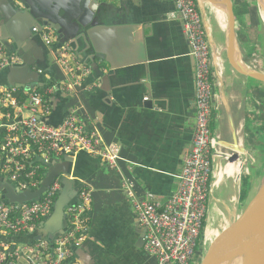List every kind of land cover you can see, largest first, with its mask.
I'll return each mask as SVG.
<instances>
[{
	"label": "crops",
	"instance_id": "0c3cea01",
	"mask_svg": "<svg viewBox=\"0 0 264 264\" xmlns=\"http://www.w3.org/2000/svg\"><path fill=\"white\" fill-rule=\"evenodd\" d=\"M98 1L100 4L115 2ZM197 6L206 38L213 43L209 44L214 72L211 132L224 150L228 151L225 147H231L236 142L247 151L241 156L245 166L240 167L239 162L229 163L222 159L220 153L223 149H216L207 203L208 228L216 220L229 223L236 219L252 198L250 185L258 171L251 170V159L255 155L251 140L257 134L254 133L258 129L255 113L259 110L229 64L219 63L216 56L224 53L226 43L225 32L220 24V9L200 0H197ZM173 10L174 0H130L129 8L125 11L120 9V12L122 17L131 14L137 28L131 30L130 34L123 27L114 26L99 32L98 37L105 53L110 54L114 70L108 76V93L94 89L97 83L87 79L89 67L75 55L89 70L85 79L87 88H83L77 97L88 114L82 120L88 130L95 129L98 132L104 143L118 144L123 158L116 165L109 166L100 158L85 152L71 156L72 168L65 175L70 181L67 193L72 194V198L74 194H79L83 186L93 189L92 205L87 212L89 229L86 238L71 245L76 264H155V259L147 255L143 247H134L137 236H134L133 226L137 218L122 183L125 180L133 181L137 197L145 198L147 193H151L153 201L164 203L174 192L184 158L191 149L195 64L189 54L180 20L171 17ZM1 16L4 17L3 12ZM8 23L12 31L8 29ZM32 27L11 17L0 25V36L3 30L9 35L8 52L18 53L9 49L12 48V42H17L23 45L21 48L25 54L23 57L18 53L21 64L0 73V86L10 87L29 81V75H24L20 68L27 61L26 66L37 74L34 76L37 79L35 86L53 80L57 87L62 88L64 76L55 57L41 39L40 31L33 32ZM51 70L52 73H47ZM110 70L108 66L106 72ZM61 88V97L66 98V101L60 122L74 103L71 94ZM56 92L51 97L50 113L45 117L52 112ZM145 96L149 97L151 106L144 104L148 102H143ZM77 156L78 170L73 174ZM47 162L43 171L52 169L51 163ZM245 175H249L247 195L242 190ZM61 184L64 189V183ZM39 223L30 232L12 235L7 241L13 248L23 249L34 244L37 236L46 239L43 236L46 229L41 228Z\"/></svg>",
	"mask_w": 264,
	"mask_h": 264
},
{
	"label": "built area",
	"instance_id": "2783aa9c",
	"mask_svg": "<svg viewBox=\"0 0 264 264\" xmlns=\"http://www.w3.org/2000/svg\"><path fill=\"white\" fill-rule=\"evenodd\" d=\"M171 17L180 20L195 64L191 149L184 158L176 188L164 203L153 201L151 193L145 198L137 197L133 181H123L122 188L129 197L139 226L144 229L143 250L155 259V264H196L197 251L206 246L205 219L213 159L216 149L226 150L210 127L213 56L197 0H174ZM32 31L38 32V29L32 27ZM40 34L64 76L60 88L71 94L74 103L62 121L53 126L40 118L50 113L51 97L57 88L55 82L29 89L0 86V176L12 179L20 190L36 188L41 183L37 180L44 167L39 162L41 157L46 163L54 157L85 152L109 166L123 160L118 144L104 143L98 132L88 130L82 120L88 114L77 97L87 88L88 68L77 60L68 43H59L53 29L44 27ZM21 62L18 54L8 52L0 42V73ZM60 188L57 178L38 199L20 204L3 203L0 193V264H23V261L24 264H76L71 245L82 242L89 229L87 212L93 201V189L89 186H83L77 203L66 209L68 229L53 242L39 239L18 249L4 240L11 234L30 232L49 216Z\"/></svg>",
	"mask_w": 264,
	"mask_h": 264
},
{
	"label": "water",
	"instance_id": "95a60500",
	"mask_svg": "<svg viewBox=\"0 0 264 264\" xmlns=\"http://www.w3.org/2000/svg\"><path fill=\"white\" fill-rule=\"evenodd\" d=\"M200 1L208 2L220 9V24L224 29L226 37L223 51L226 54L229 66L243 83L254 101L260 105H264V92L254 83L255 72L246 61V47L238 13L239 9H247L254 12L257 17L260 15L262 20L259 1ZM129 5L130 0H115L111 4H100L98 0H0V16L1 12L4 13V17L1 16L0 25L8 17H11L20 21L21 24H27V26L31 24L38 31H41L44 27L53 29L58 34L59 43H68L77 58L89 67L90 75L87 79H89V82L97 83L94 89L104 90L108 93L110 86L108 76L114 70L111 67L110 54L105 53L98 35L100 31L111 28L110 26L123 27L129 34L131 30L134 31L137 28L135 27L137 24L131 17L132 15L129 14L127 17H122L123 15L121 16L120 12V9L125 11L129 8ZM7 27L12 31L9 23ZM2 36L6 39L9 38L5 30H3ZM2 42L6 47L9 46L6 42ZM209 44H213L211 40ZM11 45L12 48H9L10 50L13 49L18 53L20 52L23 57L25 56L22 51L23 45H19L17 42H12ZM216 56L219 57V54ZM25 64L28 65V62L26 61ZM26 65L20 68H22L24 75H29V81L15 83L14 86L18 88L29 89L36 85L35 80L37 79H34V76L37 74L30 71L29 66ZM108 66L112 71L106 72ZM56 91L51 114L45 118H40L42 122L53 126H56L60 122L62 108L66 101V98L61 97L60 87H57ZM145 97L147 100L144 101L143 99V102L149 100L148 96ZM144 104L151 106L150 101ZM229 148H231L230 151L223 152L224 154L221 155V158L229 163L239 162L240 167H244V163L241 162V156L247 153L245 148L239 147L236 142H233ZM71 156L67 154L61 156L59 159L51 158L48 160L47 163H51L52 169H49L48 175L42 179L36 188L20 190L12 179L2 176L0 181L5 183L0 185L1 201L3 203L20 204L38 199L53 180L57 178L61 180L62 177L68 174L69 169L71 170L72 168ZM78 160L79 156L75 158L72 169L73 174L78 170ZM59 197L64 201H59ZM77 201L78 194H74V197L71 199H65L58 194L53 205L52 214L45 217L39 223V226L43 229L49 228V225L56 227L53 231L45 230L44 232L50 233L47 235L43 234L44 237L48 236L49 240L53 242L59 235L67 231L68 224L65 211L69 206L77 203ZM133 233L137 235L134 247L141 249L144 244V229L139 226L138 221L134 223ZM40 238L41 236H37L36 240ZM245 238H247V241L245 240L244 242L245 247L243 251H240L239 260L236 259L233 264H264V177L256 193L243 211L236 219L227 223V226L217 233L207 244V248L198 264H225V254L232 251L231 247L234 243L244 241ZM93 260L94 262L97 261L95 257Z\"/></svg>",
	"mask_w": 264,
	"mask_h": 264
},
{
	"label": "rangeland",
	"instance_id": "374dc122",
	"mask_svg": "<svg viewBox=\"0 0 264 264\" xmlns=\"http://www.w3.org/2000/svg\"><path fill=\"white\" fill-rule=\"evenodd\" d=\"M246 21L249 23V20H248V16L246 17ZM257 23H258V27H259V30H260V42L262 43V46H260V51H261V53H259L258 54V52L256 51V50H249V57L247 58V64L249 65V67L252 69V70H254V72H256V73H258V74H260V75H262V76H264V25H263V22H262V20H261V18H260V15H258V17H257ZM242 28V27H241ZM28 30V29H27ZM242 30H243V32H244V29L242 28ZM58 35V34H57ZM0 40L1 41H4V42H6L7 43V39L6 38H4V36H0ZM64 44V43H63ZM222 54V53H221ZM218 59H219V63H222V64H229L228 63V61H227V57H226V54H225V52L220 56L219 55V57H218ZM47 73H52V70H51V72H47ZM9 77V73H8V75H7V78ZM10 82V85H12V83L13 82H11V80L9 81ZM254 83H256V82H254ZM256 85H257V83H256ZM257 87H261V85L260 86H258L257 85ZM260 89H263V87H261ZM264 90V89H263ZM262 114H264V110L262 109ZM255 115H256V117H259L260 115H261V113L260 112H257V114L255 113ZM249 117H250V119H252V116H250L249 115ZM257 129V128H256ZM251 133H252V131H251ZM254 133H259V131H257V130H255L254 131ZM256 155H254L253 157H252V161H251V163L253 164L252 165V169L251 170H256V171H258V174L257 175H255L256 176V178L252 181V183H251V185H250V191H249V189H248V185H247V183L249 182V175H245V178H244V182H245V184H244V182H243V188H242V190L243 191H246V195L248 194V191H249V193H250V197H253L254 196V194L256 193V191H257V189H258V187L260 186V183H261V180H262V178L264 177V156H263V158H261V157H259V156H256ZM255 158V159H254ZM40 163L41 164H43L44 165V163H45V161H44V158L43 157H41V160H40ZM48 175V169L46 170H44V177H46ZM60 182L61 183H64V189H62L61 190V192H59V195L60 196H62L63 198H65V199H70L71 198V195L72 194H68L67 193V190H68V188L70 187V181H68L67 180V178L66 177H62L61 178V180H60ZM5 182H1L0 181V185H3ZM249 196V195H248ZM247 196V197H248ZM249 197V198H250ZM58 200L59 201H61V202H63L64 200L62 199V198H58ZM248 200V199H247ZM250 201V200H249ZM55 202V201H54ZM51 214H52V212H51ZM50 214V215H51ZM225 226H227V223H224L223 221H219V220H216L214 223H213V225H210V226H208V228H207V232H210V234H209V236H208V238L206 237L205 239H206V246H207V244L213 239V237L217 234V233H219ZM56 229V227L53 225V226H50L49 225V228H46V230H51V231H53V230H55ZM44 234H48V233H50V232H43ZM46 239H49V237L48 236H46L45 237ZM212 238V239H211ZM204 247V249H202L201 251H197V253L199 254L196 258H198L199 260H200V258L203 256V254H204V251H205V249L207 248V247ZM139 252V251H138ZM199 260H198V262L197 263H199ZM196 263V264H197Z\"/></svg>",
	"mask_w": 264,
	"mask_h": 264
},
{
	"label": "trees",
	"instance_id": "16d2710c",
	"mask_svg": "<svg viewBox=\"0 0 264 264\" xmlns=\"http://www.w3.org/2000/svg\"><path fill=\"white\" fill-rule=\"evenodd\" d=\"M238 13H239L240 21L242 24V28L244 29L243 35L245 38L246 57L247 58L249 57V50L251 48H252L251 49L252 51L257 49L256 51L258 52V54L261 53L260 46H262V43L259 40L261 32L259 30V27H258L259 25L257 23V15H255L254 12H251L247 9H239ZM247 16H248L249 23L246 21ZM52 81L53 80H50L48 82L51 83ZM255 82L258 85L263 86V89H264L263 82H260V81H255ZM254 104L258 107V110L261 113V115L257 117V120H256V124L258 127V129L256 130L259 131V133L253 137L254 139L251 140V144H253L252 147L255 150V155L263 158L264 156V114H262V109L264 110V105H260L256 101H254ZM1 177L2 176H0V179ZM43 178H44V171H41V175L37 177L38 182H41ZM12 235L14 234H11L5 237L4 240L7 241V238ZM201 237H202V234H201Z\"/></svg>",
	"mask_w": 264,
	"mask_h": 264
},
{
	"label": "bare ground",
	"instance_id": "6f19581e",
	"mask_svg": "<svg viewBox=\"0 0 264 264\" xmlns=\"http://www.w3.org/2000/svg\"><path fill=\"white\" fill-rule=\"evenodd\" d=\"M259 4H260V8H261V17H262V21H263V25H264V0H258ZM212 9V8H211ZM217 10V9H216ZM254 80L255 81H260L264 83V76L258 74V73H254ZM239 164V163H238ZM239 166V165H238ZM239 169V168H238ZM218 178V177H217ZM217 180V179H216ZM215 180V181H216ZM210 232H207V238L209 236ZM212 239V238H211ZM245 240L247 241V238L244 239V241H240V242H236L233 244V246L231 247V252L225 254L224 256V263L225 264H233L235 263L234 261L237 259L239 260L240 257V251H243V248L245 247ZM232 253V254H230Z\"/></svg>",
	"mask_w": 264,
	"mask_h": 264
},
{
	"label": "flooded vegetation",
	"instance_id": "af4514ba",
	"mask_svg": "<svg viewBox=\"0 0 264 264\" xmlns=\"http://www.w3.org/2000/svg\"><path fill=\"white\" fill-rule=\"evenodd\" d=\"M205 226H207V215H206V219H205ZM134 236H137V235L134 234Z\"/></svg>",
	"mask_w": 264,
	"mask_h": 264
}]
</instances>
